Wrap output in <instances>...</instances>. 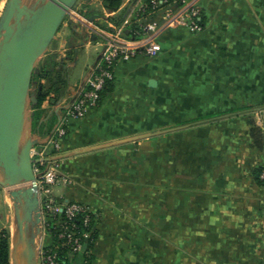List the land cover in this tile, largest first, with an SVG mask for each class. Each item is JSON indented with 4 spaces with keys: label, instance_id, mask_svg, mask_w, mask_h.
I'll list each match as a JSON object with an SVG mask.
<instances>
[{
    "label": "crops",
    "instance_id": "crops-1",
    "mask_svg": "<svg viewBox=\"0 0 264 264\" xmlns=\"http://www.w3.org/2000/svg\"><path fill=\"white\" fill-rule=\"evenodd\" d=\"M138 3L121 0L113 9L105 0H77L48 48L67 68L72 91L44 100L45 123L53 112L59 123L101 59L104 30L129 24ZM257 4L264 19V0H201L203 31L162 30L157 55L119 59L113 90L69 120L60 172L71 183L54 192L96 215L91 264H264V147L251 136L264 112L176 126L264 103V63H238L247 48L242 35L252 32L242 17ZM148 22L161 25L162 13ZM34 97L26 136L42 143L48 127L34 129ZM72 262L88 264L83 253Z\"/></svg>",
    "mask_w": 264,
    "mask_h": 264
},
{
    "label": "water",
    "instance_id": "water-1",
    "mask_svg": "<svg viewBox=\"0 0 264 264\" xmlns=\"http://www.w3.org/2000/svg\"><path fill=\"white\" fill-rule=\"evenodd\" d=\"M76 2L8 0L0 18V182L14 187L9 195L21 243L11 252V264H39L43 214L34 170L40 159L33 149L41 141L25 135L31 82L37 63Z\"/></svg>",
    "mask_w": 264,
    "mask_h": 264
},
{
    "label": "built area",
    "instance_id": "built-area-1",
    "mask_svg": "<svg viewBox=\"0 0 264 264\" xmlns=\"http://www.w3.org/2000/svg\"><path fill=\"white\" fill-rule=\"evenodd\" d=\"M2 1L4 0H0V18L8 0H5L3 5ZM180 1L182 4L177 6L168 0H151L154 9L149 12V16L161 12L163 23L161 25L156 22L141 23L145 32L141 37H130L125 33L129 20H124L120 25L113 26L114 30H104L107 41L101 59L93 67L84 84L75 89L74 98L66 106L54 133L47 135L38 150H33V156L40 159L38 163L34 164V170L38 176L37 182L41 197L42 234L43 236L46 234L45 229L48 221H53L56 226L63 229L59 236L65 239L64 244L69 245L74 253H86L85 240L91 237L92 231L95 230L96 221L92 229V214L94 213L89 205L52 194L55 186L71 183L70 177L60 172V140L67 135L68 122L71 118L82 117L89 109L100 105L101 90L108 80L114 79L115 67L119 59H131L140 53L151 56L157 55L162 49L157 36L164 29L185 26L194 33L203 31L204 25L200 23L202 17L201 0ZM147 7L148 3L145 0H139L138 10L145 11ZM42 165L45 167L42 168ZM260 177L264 181V168ZM44 193L45 198L42 197ZM79 214H83L84 226L90 229L77 228L73 221ZM40 251L42 264H57L56 253H47L43 248ZM89 251L87 250V252Z\"/></svg>",
    "mask_w": 264,
    "mask_h": 264
},
{
    "label": "trees",
    "instance_id": "trees-1",
    "mask_svg": "<svg viewBox=\"0 0 264 264\" xmlns=\"http://www.w3.org/2000/svg\"><path fill=\"white\" fill-rule=\"evenodd\" d=\"M171 3H174L177 6H180L182 3L180 0H168ZM107 6L109 8L116 9L121 4V0H105ZM148 3V7L145 11L138 10V8L134 11L131 16V21L128 24L125 33L130 37H141L144 35V30L141 26L142 20L144 17L149 16V12L153 11V7L151 4V0H145ZM152 15V14H151ZM150 15V16H151ZM200 23L205 27V21L203 17V10L201 15ZM141 20V21H140ZM116 23L120 22V19L115 20ZM53 42V41H52ZM45 80V83H43ZM114 79L108 80L105 87L101 90V102L104 97L113 90L114 87ZM35 87V92L37 94V101L34 103V113H33V125L36 131H40L41 133L44 131L45 127L47 128L46 134L51 135L54 133V128L56 127V123H58V116L55 112L52 113L48 122H44L45 117V109L42 104L44 100L50 95L54 94V101L57 102L60 98L70 94L72 91V87L69 83L67 77V68H63L61 63L57 60V55L55 53L47 50L43 57L39 60L38 65L35 67L32 76L31 87ZM100 102V103H101ZM264 112V103L258 104H246L243 106L235 107L228 111H223L217 114L205 116V117H195L186 121H182L176 124L177 127H192L200 125V122L211 121L214 119H220L226 116H236L241 114L248 113H256V112ZM264 120V119H263ZM251 136L254 140V143L259 147H264V124L262 126L258 125L255 121H252L251 127ZM42 168L45 165L41 166ZM64 215V213H62ZM97 220L95 214H92V223L91 227L93 229L94 222ZM78 229L85 228L90 229L89 227L84 226V216L83 214H79L74 218L73 221ZM62 228L56 226L53 221H48L46 225V234L43 242V249L47 251V253L54 252L56 253L57 264H73L72 257L78 253H74L69 245H65V239L60 237V232H62ZM97 230L92 231V235L90 238L86 239V253L83 255L86 258L88 264H91L92 261V252H90L94 246V242L97 237ZM87 250H90L87 252ZM0 264H11L10 262V243H9V235L7 231L3 230L0 233Z\"/></svg>",
    "mask_w": 264,
    "mask_h": 264
},
{
    "label": "rangeland",
    "instance_id": "rangeland-1",
    "mask_svg": "<svg viewBox=\"0 0 264 264\" xmlns=\"http://www.w3.org/2000/svg\"><path fill=\"white\" fill-rule=\"evenodd\" d=\"M259 7L260 5L257 4L256 7L252 9V12L250 13V15H247V16L243 15L242 17L243 30L244 29L246 30L248 28V29H251L252 32L251 34L250 32H248L249 33L248 35H244V34L242 35L243 36L242 43L244 44L246 41L247 48L243 49L245 53L241 55L242 56L240 57L241 60L238 59V63H264V19L261 18ZM31 91L35 92L34 86L31 87ZM29 109H30V101H29ZM29 109H28V115L29 113H31ZM25 135H28L27 128L25 130ZM42 143L40 142L38 144L42 145ZM33 150H38V146H36L35 149ZM59 154H60V160H62L61 149H60ZM2 179L3 178L1 175V171H0V181ZM13 188L14 187H11V186H4L0 182V223L1 225H3V227L5 228L4 230L7 231L9 235L10 255H11V243H12L15 231H17L16 220H15V216L12 211L13 201L9 195V190ZM56 188L57 186L54 187V190ZM54 190L52 194L57 196ZM44 196L46 197L45 193L42 194V197ZM44 220H47V218H44ZM44 237L45 235L43 236L42 234V239L39 240V244H38L39 250L43 248ZM38 253H39L38 263L42 264V258L40 254L41 251Z\"/></svg>",
    "mask_w": 264,
    "mask_h": 264
},
{
    "label": "bare ground",
    "instance_id": "bare-ground-1",
    "mask_svg": "<svg viewBox=\"0 0 264 264\" xmlns=\"http://www.w3.org/2000/svg\"><path fill=\"white\" fill-rule=\"evenodd\" d=\"M20 247L21 246V243L18 239V232L15 231V234H14V237H13V240H12V243H11V252L14 251L15 247Z\"/></svg>",
    "mask_w": 264,
    "mask_h": 264
}]
</instances>
